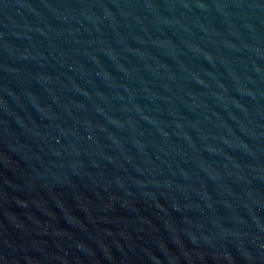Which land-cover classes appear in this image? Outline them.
Wrapping results in <instances>:
<instances>
[{
  "label": "water",
  "instance_id": "water-1",
  "mask_svg": "<svg viewBox=\"0 0 264 264\" xmlns=\"http://www.w3.org/2000/svg\"><path fill=\"white\" fill-rule=\"evenodd\" d=\"M0 264H264V0H0Z\"/></svg>",
  "mask_w": 264,
  "mask_h": 264
}]
</instances>
